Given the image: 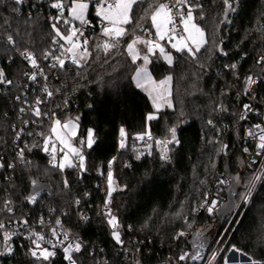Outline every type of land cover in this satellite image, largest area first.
Segmentation results:
<instances>
[{
  "label": "trees",
  "instance_id": "16d2710c",
  "mask_svg": "<svg viewBox=\"0 0 264 264\" xmlns=\"http://www.w3.org/2000/svg\"><path fill=\"white\" fill-rule=\"evenodd\" d=\"M52 2L43 0L41 9L29 16L18 5L0 0V33L5 36L0 40V69L13 81L11 86L0 83V153L6 158L4 172L0 174V209L10 199L15 211H0V221L27 212L35 215L53 212L61 216L64 227L82 237V251L73 254L77 264H137L138 261L139 264H204L238 209L233 205L240 204V197L252 179V171L242 164L239 155L237 124L242 104L234 100L233 84L257 72L256 58L263 51L264 0H231L236 11L229 12L224 23H221L225 21L222 0H200L203 10L197 11V22L205 30L207 43L195 57L177 52L174 64L169 66L158 52L150 55V70L155 78L170 74L173 80L172 108L158 112L151 98L135 86L133 75L138 63L133 64L125 51L134 36L145 35L135 28V20L127 26L130 34L120 42L119 49L106 58L101 54L99 60L90 59L81 67L66 63L64 69L43 62L45 51L55 53L53 21L48 19ZM154 2L144 0L136 6V17L143 14L141 9ZM13 8L19 11L13 13ZM201 14L203 20L199 19ZM88 20L91 50L94 43L104 38L94 8ZM59 26L62 30L66 28L63 24ZM141 27L153 31L149 20L142 21ZM7 33L13 34L14 46L6 44ZM25 49L35 55L51 80L53 96L42 97L41 111L48 113L47 116L19 112L35 97L33 93L29 95L31 90L23 76L25 65L19 58ZM235 60L240 63L233 70L229 65ZM17 96L20 100H16ZM152 112L158 113L157 119L147 121ZM52 113L62 121L80 117L77 142L85 138L89 128L95 130L96 143L91 149L83 148L86 171L67 168L61 173L49 165L47 154L41 150L43 137L37 133L49 135ZM25 120L29 121L27 126ZM121 127L127 133L125 148L119 146ZM172 127L177 129L180 143L169 144L170 160H161L155 141L171 139ZM21 128L24 132L17 141L16 131ZM145 131L153 135L151 149L135 139ZM28 132L33 135H27ZM25 143L39 145L31 152L25 151L27 160L32 162L28 166L16 158L18 147L23 148ZM113 157L116 190L107 206L119 221L123 244L112 237L108 217L102 210L108 193L103 176ZM12 161L15 168H7ZM126 164L130 167H125ZM218 169L228 170L234 179L226 193V204L214 214L195 217L190 212L202 203L212 186V172ZM65 178L69 181L67 188ZM32 180L38 184L33 186ZM29 195H36L35 203L25 199ZM243 211L244 207L220 244L221 250L228 242L217 264H224L223 257L233 245L255 259L264 260V180L244 214ZM85 215L88 219L83 220ZM208 223L217 224L219 231L206 253L197 260H192L191 255L184 261L178 260L184 245L187 253L193 254L190 237ZM180 231L189 235L177 242L175 237ZM13 261L41 264L26 249H20ZM50 264L68 262L58 254Z\"/></svg>",
  "mask_w": 264,
  "mask_h": 264
},
{
  "label": "snow or ice",
  "instance_id": "6c2138e0",
  "mask_svg": "<svg viewBox=\"0 0 264 264\" xmlns=\"http://www.w3.org/2000/svg\"><path fill=\"white\" fill-rule=\"evenodd\" d=\"M13 2L16 5H21L23 0H13ZM143 2L144 0H68V3H65V0H54V2L50 4V7L52 9H56L58 14L50 17V19L53 21L51 23V28L55 33L52 43L59 44L60 55L57 56L54 52L45 51L44 58L48 59L51 57L55 63L50 65V67L55 68L59 66L61 69H64L66 66V61L63 58L65 56H67L71 63L77 67L83 66V64H86L90 59L99 60L101 54H103V56L106 58L114 50L119 49L120 42L124 39V37L130 34L127 26L133 24L135 20V28L140 29L148 38L146 39L144 36L137 35L127 43L125 51L131 58L132 63L135 64L139 59L143 60V66L136 69V75L133 79L136 81L137 87H144L145 83L155 84L156 82L151 80V76L147 69V65L150 63L149 55H154L158 50L160 55L167 61L169 65L173 63V57L171 53L166 51L164 45L161 44L160 41L166 40L171 48L175 49L177 52H187L192 57H195L196 53L200 51L201 47L207 43V40L205 39V30L197 22V11L199 10L202 13L203 5L200 3V0H176L175 4H171L169 2H159V0H155L154 3H150L148 5V8L141 9L143 14L139 17H136L135 7L142 4ZM222 4L225 9V21H221V23H224L226 22L229 12L236 11V8L231 0H222ZM92 8L95 9V16L101 23V36L104 39H102L100 42L94 43V47L90 50L89 39L84 36V32L81 30V28L77 27L73 22L78 21L81 25H89L91 22L87 17ZM18 11V8L12 9L13 13ZM65 13H67V16H65ZM199 19H204L203 14L199 16ZM145 20L150 21L151 28L154 29V32L141 27V22ZM61 24L65 25L66 28L62 30L59 26ZM59 41H63L64 43H59ZM5 42L8 45L14 46L16 44V40L13 34L7 33ZM138 45H143L147 49V54L141 56ZM21 55L24 56L32 68L38 69L39 74L44 76V79L47 80V76L44 75L43 69L39 68L37 60L32 52L25 49ZM261 61H264V57H261L258 63ZM104 62L107 63V59H105ZM236 67V64L231 65L233 70H235ZM23 75L27 76L28 79L32 81H35L37 78V73L35 72L31 74L24 72ZM171 79L172 77L168 76L165 78V80L160 81L159 85H166L171 81ZM246 82L249 86L256 83L255 79L251 76L247 77ZM0 83H7L9 85L13 83L12 80L6 78L3 69H0ZM42 91L49 98H51L54 94L49 90L47 85L43 87ZM149 97L152 98L153 107L157 112L160 110L161 106L159 101H163L168 107H172L170 100L166 99L160 93H157V95L153 97L152 92H149ZM16 100H20V97L17 96ZM41 103H44V101L40 97H37L35 100V105L31 109L32 114L37 117L48 115V113L41 111L39 107ZM65 104H67V100L65 101ZM89 107H91V105H89ZM244 109L245 112L252 110L251 105L249 104H245ZM25 111L26 109L23 107L19 109L20 113H24ZM240 118L243 120L246 117L241 115ZM155 119H157V116L153 113H149L146 117L147 121H152ZM79 120L80 117L77 116L75 119L61 121L60 119L55 118V113H52V123L49 129V135H45L43 132L37 133V135L43 137V145L41 150L49 155V165L52 168L59 170L61 173H63L67 168H79L81 171L87 170L85 163L86 157L84 155L83 148L85 146L88 149L93 147V145L96 143V132L94 129L89 128L87 130L86 138L79 139L78 143L80 146H76L75 141H77L79 131ZM23 123L25 126H27L29 121L25 120ZM33 123H35V121H33ZM208 123L212 124V121L209 120ZM13 127L15 128V126ZM253 129L256 131L249 129L247 131V136L257 141V155L264 154V125L255 124ZM23 132V128L16 131L15 140H20L21 134ZM169 133L171 135V139H157L155 141L156 145L160 148V158L161 160L165 161L170 160V156L168 155V145L172 143H180V141L177 139V129L175 127L170 128ZM27 135L31 136L33 133L28 132ZM145 137L152 139L151 132L145 131L143 133H138L135 139L144 140ZM120 138L119 146L120 148H125L127 133L123 127L120 129ZM57 145H59V147ZM38 146L39 145L37 144H32L29 146L27 143H25L23 148H18L16 152V158L21 164L25 166L31 165L32 162L27 160L25 151L27 150L28 152H31L33 148ZM147 147L151 149L152 145L149 144ZM226 147L227 145H224V148ZM244 151L248 152L249 149L245 148ZM148 154L151 155V151H149ZM136 158L139 159L140 156L138 155ZM114 161L115 157H113V159L110 160L108 164V193L105 202L106 207L111 203L112 193L116 190L113 187L114 176L112 172V164ZM125 167H130V165L126 164ZM3 168H5V164L3 163V158L0 157V169ZM7 168L14 169L15 164L9 163L7 164ZM236 179L238 180L239 178L237 177ZM260 179V176H256L249 182V186H247V192L240 197L244 205L249 203L253 194V190L255 189L256 182ZM31 183L33 186H36L38 181L32 180ZM220 183L223 184L225 181L221 180ZM68 185L69 181L65 178V188H67ZM124 187L127 186L125 185ZM25 199L30 203H35L36 195H29ZM77 203H79V201H77ZM12 204V200H5L3 203V208L0 209V211L12 213ZM216 205L217 201L208 202L207 211L209 214H211L216 209ZM201 207H204V204H201ZM233 207H239V205H233ZM105 215L108 217V225L112 228V237L117 243L123 244L120 231L118 230L119 221L117 217L112 215L110 209L105 213ZM22 223L27 224V220L22 221ZM41 223H43L42 219ZM56 223L59 225L60 221L57 220ZM189 227H191V224H189ZM129 228H131V226H129ZM0 229H5V224L3 222H0ZM13 235L14 233L8 232L7 230L3 231L5 250L0 252V256L12 254L13 248L11 244H9V241L12 239ZM52 235H57L55 229L52 230ZM63 235L64 241H68V234L64 233ZM185 235L186 233L184 231H180L177 233L175 238L179 239ZM197 235L200 234L198 233ZM28 239L32 245V247L28 249V254L35 261L41 262V264H44V262H48V264H50L51 259L57 255L56 248L58 247V244L53 243L51 240L46 241L44 235L38 232H32ZM44 243H47L49 247L42 246ZM59 243L62 244L63 241ZM203 246V243L199 245L201 248ZM62 251L63 258L68 262V264H77V260L73 254L82 251V243L80 241L68 242L67 245L63 247ZM137 251H139V249H137ZM229 251L246 256L248 258L247 264H264V260L253 258L248 253L236 248L234 245L231 249H229ZM189 256L190 254L187 252L182 253L179 255L178 260L184 261L188 259ZM216 257L217 253L214 252L211 260L214 261ZM190 258L192 260L200 259V252L197 251L195 254H192ZM223 262L224 264H229V260L226 256L223 257ZM137 264H139V261ZM232 264H244V262L233 258Z\"/></svg>",
  "mask_w": 264,
  "mask_h": 264
},
{
  "label": "built area",
  "instance_id": "2783aa9c",
  "mask_svg": "<svg viewBox=\"0 0 264 264\" xmlns=\"http://www.w3.org/2000/svg\"><path fill=\"white\" fill-rule=\"evenodd\" d=\"M7 2H13V0H5ZM41 2L43 0H23V3L21 5H18V8L21 9V11L25 10L27 11L28 15L31 16L34 12L38 11V9H41ZM167 2L171 4H175L176 0H168ZM57 10L56 9H50L48 13V19L50 17L57 15ZM52 21V20H51ZM76 26L81 28V30L84 32V36L88 38V35L91 34L90 30V24L89 25H81L79 22H75ZM99 29L101 32V23L99 24ZM5 36L0 33V40L4 39ZM146 38H148L146 36ZM161 44L164 45L166 50H169V44H167L165 41H160ZM261 45L263 48L262 53H260L257 58H256V67H257V72L256 73H249L245 78L242 79V81L237 80L236 85L233 84V89H234V100L235 102H240L242 107H240V114L238 118V124H237V129H238V145H239V155L242 161V164H244L248 169L252 171V179L253 180L256 176H260L261 179L256 182L255 189L253 190L252 197L247 205H244L242 201L239 204V207L233 216L232 220L235 218V216L238 214V212L244 207V211L249 207L255 193L257 192L258 188L260 187L261 183L264 180V154L257 155V148H256V143L257 141L251 137L247 136V131L249 129H252L253 131H256L253 129V126L255 124H261L264 125V61H260L261 57H264V35L261 39ZM55 55L59 56L60 55V50H59V44H56L55 46ZM156 52H159L158 50ZM35 56V55H34ZM19 58L22 61V63L25 65L24 72H27L29 74L35 72L37 73V78L35 81H32L28 79L27 76H24L25 81L28 83L27 88L28 90H31L29 93L35 95L34 100L31 101V103L27 102L24 104L23 108L26 109L25 112H29L32 114V107L35 105V100L37 97H40L43 100V95L45 93L42 91L43 87L45 85L48 86L49 90L52 91L51 89V80H49V75L46 74V72L43 73L45 76H47V80L44 79V76L39 74V70L32 68L31 65L28 63V61L24 58V56L19 54ZM36 58V57H35ZM66 61V63L72 64L71 61L67 58V56L63 57ZM37 60V59H36ZM43 62L47 61L50 65L55 63V61L49 57L48 59H45L43 57ZM37 63L39 65L40 69H43L41 66V63L37 60ZM240 60H235L232 64H236L237 66L239 65ZM74 65V64H73ZM229 65V67H231ZM23 72V73H24ZM253 77L256 81V83L252 85L247 84V77ZM21 81H18V84H20ZM7 86H11L12 84H7ZM247 89V92H246ZM249 104L251 105L252 110L245 112L244 105ZM43 104L41 103L39 105L40 109L42 108ZM42 110V109H41ZM241 115H244L246 118L241 119ZM39 136V135H38ZM152 139H148L145 137V139L141 142V145L144 147H147V145L151 144L153 145L154 138L153 135ZM135 144V143H133ZM169 146V145H168ZM20 148V147H18ZM36 148H39L36 147ZM248 148L249 151L245 152L244 149ZM224 151H227V147L224 148ZM161 154V153H160ZM168 155H169V150H168ZM48 159H50L49 155L47 154ZM0 157L3 158V163L6 166L5 163V156L3 153H0ZM116 161V158H115ZM114 161V162H115ZM12 163L15 164V162L12 161ZM4 169H0V174L1 172H4ZM109 170V169H108ZM108 170L106 171L105 175L103 176V179L107 181V173ZM114 171V165L112 164V172ZM224 180L225 183L221 184L220 181ZM0 181H1V175H0ZM233 176L231 173L226 170V169H218L214 170L212 172V186L207 190L204 196V200L202 204H204V207H201V205H198L195 208V216H201L203 214H214L216 210L221 209V207H224L227 201V196L226 193L228 189L233 184ZM108 184V183H107ZM248 188L246 189L247 192ZM245 192V193H246ZM211 201H217L216 209L209 214L207 211L208 207V202ZM110 209L109 206H103L102 210L104 213H106ZM111 210V209H110ZM13 212L14 209H13ZM55 213L51 212L50 214L45 215V213H40L39 215L32 214L30 212H27L20 217L18 216L17 218L14 219H7L5 218L1 220L0 222H3L5 224V229H0V252H3L5 250V245H4V240H3V231L7 230L8 232L14 233L12 236V239L9 241V244H11L13 248V252L11 255H3L0 256V264H14L13 258L16 257L20 249H26L28 250L30 247H32L30 240L28 239L29 235L32 232H38L44 235L45 240H51L53 243L58 244V247L56 248L57 255L62 254L63 255V247L67 245L68 242H75V241H82L81 236L75 235L73 232L69 231L64 227L62 224V217L59 215H54ZM88 219V215H85L83 217V220ZM41 219L43 220V223H41ZM27 220V224H23L22 221ZM59 220L60 224L57 225L56 221ZM55 229L57 235L53 236L52 235V230ZM64 233L68 234V241H64ZM186 235L183 237H187L189 235L188 232H185ZM175 240L177 242L181 241V238ZM63 241L62 244L59 242ZM82 243V242H81ZM42 246L44 247H49L47 243H44ZM219 248V243L217 245L214 244V247L208 256V259L205 261V264H210L211 257L213 253H217ZM181 254L188 252L187 247L184 245L179 251ZM56 255V256H57ZM211 264H216V261Z\"/></svg>",
  "mask_w": 264,
  "mask_h": 264
},
{
  "label": "rangeland",
  "instance_id": "374dc122",
  "mask_svg": "<svg viewBox=\"0 0 264 264\" xmlns=\"http://www.w3.org/2000/svg\"><path fill=\"white\" fill-rule=\"evenodd\" d=\"M65 3H68V0H65ZM88 18V17H87ZM75 22H78V21H74L73 23H75ZM153 32H154V29H153ZM205 39H207L206 38V34H205ZM166 41V40H165ZM166 43H167V41H166ZM168 44V43H167ZM138 47H139V49H140V52H141V56H143V55H145V54H147V49L144 47V48H141L140 47V45H138ZM201 49H202V47H201ZM200 49V50H201ZM166 51H168V52H170L171 53V55H172V57H173V63L171 64V65H173L174 64V62H175V52H177L175 49H173V48H171V46H170V49L169 50H166ZM159 53V52H158ZM198 53V52H197ZM196 53V54H197ZM159 55H160V53H159ZM161 58L163 59V61L164 62H166V64H168L167 63V61L161 56ZM149 60H150V55H149ZM136 63H138L137 64V68L138 67H141V66H143V60L142 59H139V60H137V62ZM169 65V64H168ZM171 65H169V66H171ZM136 68V69H137ZM147 69H148V73L150 74V76H151V80L152 81H155L156 83L155 84H151V83H145V85H144V87H137L136 86V81L133 79V81H134V84H135V86L138 88V89H140L141 91H143V92H145L148 96H149V92H152V96L153 97H155L156 95H157V93H160L162 96H164L166 99H168V100H170V102H171V105H172V88H173V80L171 79V81L168 83V84H166V85H159V82L160 81H163V80H165V78L166 77H168V76H171L170 74H168V75H166V76H164L163 78H161V79H156L155 78V76L153 75V73L151 72V70H150V63L147 65ZM135 75H136V70H135V72H134V75H133V78L135 77ZM172 77V76H171ZM155 89V90H154ZM170 93V94H169ZM151 100H152V98H151ZM153 103V102H152ZM159 103H160V105L162 106H160V109L161 110H164V109H169L170 110V108H172V107H168L167 106V104L166 103H164L163 101H159ZM155 111H156V109H155ZM153 114H155L156 116H158V113L157 112H152ZM71 119H75V118H71ZM62 121V120H61ZM80 128V127H79ZM78 135H79V131H78ZM86 136H87V134H86ZM86 136H85V138H86ZM78 137V136H77ZM143 140H138V142H142ZM75 143H76V146H80L79 145V143L77 142V141H75ZM58 147H59V145H57ZM169 147V146H168ZM87 148V147H86ZM168 150H169V148H168ZM84 155H85V157H86V154L84 153ZM87 158V157H86ZM85 163H86V160H85ZM116 182H115V179H114V184H115ZM114 184H113V187H114ZM204 200V199H203ZM203 202V201H202ZM202 204V203H201ZM201 204H199V205H201ZM198 206V205H197ZM196 206V207H197ZM196 207H193V211H191L190 213H193L194 214V212H195V208ZM247 210V209H246ZM245 210V211H246ZM245 211H243V214L245 213ZM194 216H195V214H194ZM60 217V216H59ZM195 217H197V216H195ZM231 222H232V220H231ZM229 223L228 224V226H227V228L225 229V231L223 232V234L221 235V237L218 239V241H216L215 242V245H217L218 243H219V248H218V251H217V257H216V259L213 261V260H211V262L213 261V263L216 261V264H217V262H218V259H219V257H220V255L222 254V252H223V250L226 248V246H227V244H228V242L224 245V247H223V249H221L220 250V244H221V242L223 241V239H224V236H225V234H226V232L228 231V229L230 228V226H231V224L232 223ZM213 231V234H217V232L219 231V228H218V226H217V224H215V223H208V224H205V225H203L199 230H197V231H195L192 235H191V237H190V241H191V243H192V251L190 252V253H193V254H195L197 251H199L200 252V255H203V254H205L206 253V250H208V248L212 245V243H213V235L212 234H210V233H206V232H212ZM185 232H187V231H185ZM200 234V235H197V234ZM203 243V247L201 248V247H199V245L200 244H202ZM229 253V252H228ZM190 255H192V254H190ZM228 255V254H227ZM227 257V256H226ZM208 259V258H207ZM206 259V260H207ZM205 264V263H204Z\"/></svg>",
  "mask_w": 264,
  "mask_h": 264
},
{
  "label": "crops",
  "instance_id": "0c3cea01",
  "mask_svg": "<svg viewBox=\"0 0 264 264\" xmlns=\"http://www.w3.org/2000/svg\"><path fill=\"white\" fill-rule=\"evenodd\" d=\"M141 36H144V38H146V36L145 35H141ZM147 39V38H146ZM166 42V41H165ZM140 47L141 48H144V46L143 45H140ZM169 47H170V45H169ZM176 53L177 52H175V56H176ZM162 107V106H161ZM161 110V109H160ZM159 110V111H160ZM212 231V230H211ZM206 233H210V234H212L213 235V241H214V238H215V234H213V231L212 232H206ZM227 258H228V260H229V264H232V260H233V258H235V259H237V260H239V261H243L244 262V264H247V260H248V258L246 257V256H242V255H240L239 253H236V252H233V251H229V253H228V255H227Z\"/></svg>",
  "mask_w": 264,
  "mask_h": 264
},
{
  "label": "water",
  "instance_id": "95a60500",
  "mask_svg": "<svg viewBox=\"0 0 264 264\" xmlns=\"http://www.w3.org/2000/svg\"><path fill=\"white\" fill-rule=\"evenodd\" d=\"M235 217H236V216H235ZM233 220H234V219H233ZM233 220H232V222H233ZM232 222H231V223H232Z\"/></svg>",
  "mask_w": 264,
  "mask_h": 264
}]
</instances>
